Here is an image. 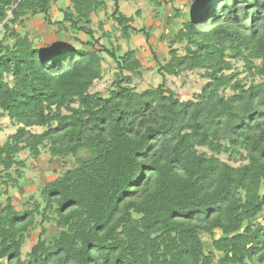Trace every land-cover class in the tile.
Returning <instances> with one entry per match:
<instances>
[{
	"label": "trees",
	"instance_id": "1",
	"mask_svg": "<svg viewBox=\"0 0 264 264\" xmlns=\"http://www.w3.org/2000/svg\"><path fill=\"white\" fill-rule=\"evenodd\" d=\"M61 1L68 6L52 21ZM111 1L110 13L105 0H0V117L17 127L0 144V261L264 264V0H190L188 16L174 6L169 20L180 22L163 37V81L143 91L132 84L142 76L137 50L119 44L131 32L150 38L151 26L136 29L120 10L142 0ZM147 1L155 11L172 0ZM101 10L116 27L113 40L102 22V34L92 29ZM38 16L80 48L36 44L22 30ZM107 60L110 89L91 92ZM234 62L244 64V80L228 74ZM195 71L207 82L181 101L166 77ZM42 150L74 165L40 188L41 203L19 211L8 194L22 192L19 155L37 159ZM51 214L58 233L47 241L42 229L23 260L36 216L42 225Z\"/></svg>",
	"mask_w": 264,
	"mask_h": 264
},
{
	"label": "rangeland",
	"instance_id": "2",
	"mask_svg": "<svg viewBox=\"0 0 264 264\" xmlns=\"http://www.w3.org/2000/svg\"><path fill=\"white\" fill-rule=\"evenodd\" d=\"M107 3L108 12H112L113 4L111 0H105ZM190 0H172L171 4H163L160 8H156L155 11L153 7L148 3L147 0H142L136 5L133 2L121 3L120 10L127 16H132L134 18L133 26L136 29L142 27L151 26L150 38L146 39L145 36L137 35L134 32L130 33V40L126 41L119 39V44L123 51L127 49H136L137 57L143 65L142 76L134 77L133 86L137 91H143L150 87H157L162 83L163 78L158 73V62L163 63L168 60V50L167 42L163 39L164 35L168 32L172 34L179 27V20L172 19L169 20L171 15L174 14V8H182V16H188L190 8L187 7ZM68 6V2H58L50 12V18L52 21H60L62 19V11ZM175 6V7H174ZM186 6V7H182ZM140 10V17L137 16V10ZM99 22L103 23V28L105 31L111 32L113 34L112 40L118 35L116 27L113 22L107 18L104 11L101 10L97 17H93L92 29L95 31L96 36L102 34L99 29ZM19 29V28H18ZM22 33H27L30 38L35 40V43L40 45L42 43L55 44L56 46L63 47V49L70 48H80V43L72 39V37L65 35L64 33H57L56 25H49L43 16H38L30 18L24 23V29ZM114 37V38H113ZM80 40H85L83 34H78ZM156 57V59H155ZM233 71L228 72L231 74L233 72H238V78L244 80L247 76V71L242 62L233 63ZM114 63L111 60H107L103 64V77L101 80L96 81L91 92H99L106 95L110 89V84L113 80V74L115 71ZM201 71H195L191 73H185L181 76L166 77V85L171 88L179 96L181 101H186L190 99H195L200 93L202 87L207 82L201 77ZM232 92L230 90H225V94L228 96ZM17 127L10 123L7 117H0V144H3L8 136L15 133ZM43 128H32L35 133H40ZM200 151H206V149H200ZM22 160H25L26 167L23 170V176L18 182V188L22 192H19L17 188L8 189V194L12 198V204L19 211H25L32 208L33 202H42L40 196V188L47 182L62 174L66 169L72 168L74 161L72 158H67L65 161L62 159L50 160L49 154L42 150L40 157L33 159L29 156L28 152H23L19 155ZM218 157L230 164L231 166H239L245 164L240 156L229 158L227 155H218ZM2 167L0 166V171ZM1 180V179H0ZM4 187L0 181V209L5 206V198L2 197ZM32 198V199H30ZM30 200V201H29ZM51 219L48 222L40 225L41 217L36 216L33 229L30 231V235L26 238L22 246V259L26 260L27 255L30 253L32 247L37 243L40 238V233L42 229L45 230V235L42 239L50 241L54 235L58 233V229L55 225L54 219L55 215H50ZM0 264H5V261H0Z\"/></svg>",
	"mask_w": 264,
	"mask_h": 264
}]
</instances>
